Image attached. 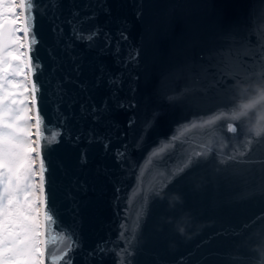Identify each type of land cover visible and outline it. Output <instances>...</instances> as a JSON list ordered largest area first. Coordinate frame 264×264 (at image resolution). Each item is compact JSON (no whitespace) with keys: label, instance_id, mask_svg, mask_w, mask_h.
Masks as SVG:
<instances>
[{"label":"water","instance_id":"water-1","mask_svg":"<svg viewBox=\"0 0 264 264\" xmlns=\"http://www.w3.org/2000/svg\"><path fill=\"white\" fill-rule=\"evenodd\" d=\"M35 4L37 106L46 136L58 138L42 149L47 207L55 215L49 232L80 245L66 258L72 264H117L118 258L258 264L264 163L257 161H264V136L248 130L258 111L239 121L231 112L239 84L264 81V0ZM74 11L76 19L89 18L85 30L102 29L91 48L72 36ZM109 77L123 86L117 91ZM120 102L132 107L117 108ZM229 123L236 133L227 131ZM116 149L123 151L119 159ZM172 194L182 202L170 206ZM186 213L191 225L181 235L174 225ZM65 243L50 244L48 252L62 255Z\"/></svg>","mask_w":264,"mask_h":264},{"label":"snow or ice","instance_id":"snow-or-ice-1","mask_svg":"<svg viewBox=\"0 0 264 264\" xmlns=\"http://www.w3.org/2000/svg\"><path fill=\"white\" fill-rule=\"evenodd\" d=\"M103 7L105 11H110L106 5ZM36 8L35 0H0V264H46V259L50 264H59L60 261L72 264L71 259L66 258L68 252L80 246L71 235L63 232L51 235L49 232V225L55 222V215L47 207L48 194L45 189L48 166L42 149L45 141L51 146L58 143V138L55 134L51 138L46 136L45 121L37 106L40 86L33 77L42 66L31 55L39 43L34 30L33 12ZM77 16L79 13L74 11L73 19L68 21L72 27V36L91 48L100 38L102 29L94 25L85 30L83 25L89 18L76 19ZM120 39H127L123 31ZM128 60L134 61L135 57L129 53ZM109 79L117 91L123 86L118 77ZM103 107L104 111H109L106 105ZM116 107L131 108L132 104L120 102ZM159 115L160 112H155L154 118ZM258 115L261 119L257 123H261L264 114ZM231 117L235 121L241 119L234 111ZM212 122L205 121L209 124ZM152 123L154 121L146 122L141 137ZM227 131L236 133L237 127L229 123ZM262 136L252 133L255 138ZM126 150L124 146L123 151ZM123 151L114 150L118 159ZM202 155L198 153L197 157ZM240 155H246V151ZM85 159L82 155V162ZM191 163L192 159L189 158L186 167ZM58 240L66 242L64 253L60 256L54 251L48 252L49 245L56 244ZM97 249L105 251L99 244ZM258 251V264H264V241ZM122 252L131 255L126 249ZM117 264H125L124 259L118 258ZM128 264H131L130 260Z\"/></svg>","mask_w":264,"mask_h":264},{"label":"clouds","instance_id":"clouds-1","mask_svg":"<svg viewBox=\"0 0 264 264\" xmlns=\"http://www.w3.org/2000/svg\"><path fill=\"white\" fill-rule=\"evenodd\" d=\"M239 99L236 101L234 114L241 118H246L250 112L258 111V113L264 114V81L259 83H242L238 85ZM259 101V103H257ZM261 117L258 115L257 119L248 125V130L253 134L264 135V121L257 123ZM160 198H165L163 193H158ZM182 202L181 198L177 194H172L169 197L170 206H174L175 203ZM171 219V218H169ZM191 225V217L186 213L177 222L174 227L181 235L187 234V227Z\"/></svg>","mask_w":264,"mask_h":264},{"label":"rangeland","instance_id":"rangeland-1","mask_svg":"<svg viewBox=\"0 0 264 264\" xmlns=\"http://www.w3.org/2000/svg\"><path fill=\"white\" fill-rule=\"evenodd\" d=\"M20 35L22 36V33H20ZM33 139H35L34 136H33Z\"/></svg>","mask_w":264,"mask_h":264}]
</instances>
